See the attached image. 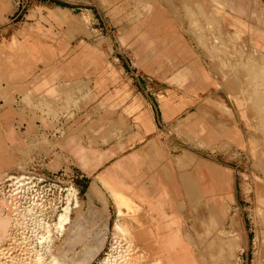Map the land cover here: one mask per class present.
<instances>
[{"label":"rangeland","instance_id":"obj_1","mask_svg":"<svg viewBox=\"0 0 264 264\" xmlns=\"http://www.w3.org/2000/svg\"><path fill=\"white\" fill-rule=\"evenodd\" d=\"M242 2L247 9L244 18L255 25V13H264V0ZM116 4H123L122 12L114 11L115 6L103 4L101 0H0V50L8 51L7 46L13 39L27 37L55 52L50 59L48 51H41L46 60L29 71L23 80L25 88L32 90L49 72H56L53 80L56 92L52 96L41 92H11L9 84H19L18 80L8 75L0 77V139L8 126L27 132L33 124L46 133L51 129L56 131L53 134L64 131V125L67 128L77 120L78 126L84 127L91 106L104 110L115 103L117 106L112 108H119L129 104L131 100L127 98L131 96H156L158 100L160 92L174 91L177 95L174 101H177L183 91L168 82L167 74L175 70V65L197 58L210 72L213 83L206 96L177 113L175 125L168 130L177 139L174 149L177 155L186 150L191 153L193 167L187 163V168L193 172L194 180L193 200L192 196H179L176 205L171 206L172 212L182 217V230L195 237L193 222H205L211 214L201 186L209 178L203 180L197 166L205 175L208 166L214 164L229 168L235 180L236 197L230 203V212L238 214V208L241 209V225L249 238L248 251L242 254L244 260L240 264H252V240L256 232L251 215L253 202L247 198L251 194L255 160L244 147L234 143L222 145L225 139L219 134L224 127L234 129L239 132L243 145L257 135L260 124L257 113L264 112V56L254 50L248 32L238 35L221 13L212 9L203 11L206 0H118ZM146 4L152 5L150 13L144 12ZM151 40L161 49L159 54L147 46ZM181 49L185 50L182 58ZM165 54L171 57H162ZM112 68L116 71L115 78L111 75ZM239 70H244L243 82L232 87L228 82ZM123 82L130 89L129 95L120 89ZM108 96L119 97L112 101ZM236 98L244 102V116L236 106ZM262 120L264 131V117ZM194 122L207 129L201 140L207 141L208 133L215 135V139L207 145L200 143L191 133ZM1 145L0 163L5 150L10 155L9 147L3 149L4 144ZM21 152H24L22 146ZM28 161L15 169L10 165L0 170V207H6L0 211L4 214L0 217L4 222L0 227V264H63L59 251L65 248L69 261L96 232L104 233L107 214L94 212L102 217L91 221L93 212L84 196L82 181L85 179L76 168L47 169L46 159L40 155ZM31 166L36 175L43 174L46 179L38 181L35 175L31 190L20 197L9 195V182L4 183V179ZM184 168L179 166V172ZM68 198L73 207L64 208L63 212L70 211L67 221L61 228L56 226V221L57 230L51 227L47 238L44 226L55 221ZM70 217L67 231L59 233ZM74 223L87 233L81 242L72 246L63 241L68 239ZM141 261L129 229L117 231L111 226L106 230L101 251L90 264H139Z\"/></svg>","mask_w":264,"mask_h":264},{"label":"crops","instance_id":"obj_2","mask_svg":"<svg viewBox=\"0 0 264 264\" xmlns=\"http://www.w3.org/2000/svg\"><path fill=\"white\" fill-rule=\"evenodd\" d=\"M117 1L101 0L103 4L115 6L114 11L122 12L123 4L117 5ZM228 1L206 0L207 7L203 11L212 9L221 13L238 35L248 32L254 50L264 56V13H255L256 24L252 25L244 18L247 9L242 0ZM151 10V4L144 6L145 13ZM147 46L155 54L161 52L154 40L148 41ZM7 47L8 51L0 50V77L8 75L18 80L19 84H9L11 92L55 94L54 71L49 72V76L37 85L34 84L32 90L25 88L23 82L35 65L46 60L41 51H48L51 59L55 56L52 49L42 48L27 37L13 39ZM179 52L181 58L185 56L184 49ZM162 57L171 56L165 54ZM2 66L5 70H2ZM174 68L166 78L183 91L177 101H174L177 96L174 91L160 92L158 100L161 103L156 96H131L127 98L131 102L119 108H112L117 106L115 103L104 110L91 106L84 127L78 126L77 120L67 128L64 125V131L55 134L53 132L56 131L52 129L46 133L33 124L27 132L24 131L25 134L10 126L2 134L0 143L4 144L3 149L9 147L10 155L6 150L3 152L1 171L10 165L15 169L35 155L46 159L45 165L50 170L76 168L85 179L82 182L85 184L86 204L93 212L91 221L107 214L104 233L96 232L92 240L85 242L69 261L65 257L66 249L59 251L63 264H90L101 251L106 230L111 226L117 231L129 229V236L142 256L139 264H240L244 260L242 254L248 251L249 238L247 230L241 225V209L238 208V214L231 215L230 212V203L236 197L235 180L229 168L214 164L208 166L205 175L203 169L197 166L203 180L209 178V182L201 186L211 214L205 222H193L195 237L182 230V217L172 212L171 206L176 205L179 196H192L193 200L194 180L193 172L187 168V163H191V153L186 150L177 155L174 150L178 145L177 139L168 130L175 125L177 113L206 96L208 87L213 83L210 72L197 58ZM244 74V70H239L228 84L232 87L241 84ZM111 75L116 76L113 68ZM120 89H124L126 95L130 94L126 83L123 82ZM108 97L114 101L119 96ZM235 101L240 114L244 116V102L239 98ZM221 105L227 110L226 105ZM197 108L199 110L200 107ZM12 109H8L7 113L11 114ZM257 115L259 129L253 126L258 130L257 135L245 145L239 132L234 129L224 127L219 136L225 139L222 145L234 143L244 147L255 160L251 194L247 198L253 202L251 215L256 232L252 240L251 261L252 264H264V131L262 117L259 113ZM193 126L191 133L199 138L200 143L207 145L215 139V135L208 133V140H201L200 136L207 129L196 122ZM24 136L26 139H23ZM21 146L24 152H21ZM179 166L185 168L179 172ZM70 221L71 217L63 228L64 233ZM3 223L0 220L1 228ZM70 230L68 239L65 238L63 242L72 246L81 242L87 233L77 223Z\"/></svg>","mask_w":264,"mask_h":264},{"label":"built area","instance_id":"obj_3","mask_svg":"<svg viewBox=\"0 0 264 264\" xmlns=\"http://www.w3.org/2000/svg\"><path fill=\"white\" fill-rule=\"evenodd\" d=\"M32 169V166L27 169V171L22 173H16L12 174L10 176H7L4 180V183H7L8 186V192L9 195L14 194L16 197L22 196V193L31 190L32 184L34 183L33 180H36V175ZM38 181H44V178L46 179V176L43 174H38ZM1 189H3V185L1 186Z\"/></svg>","mask_w":264,"mask_h":264},{"label":"bare ground","instance_id":"obj_4","mask_svg":"<svg viewBox=\"0 0 264 264\" xmlns=\"http://www.w3.org/2000/svg\"><path fill=\"white\" fill-rule=\"evenodd\" d=\"M261 98V97H260ZM262 100H263V109H264V98L262 97ZM259 114H260V112H259ZM260 116L263 118L264 117V112H263V114L261 115L260 114ZM74 196V191L73 192H71V197H73ZM69 198H68V201L66 202V205L63 207V209H62V211L61 212H63L64 211V208L65 207H73V205H72V203H70L69 202ZM76 206V205H75ZM6 209V207L5 206H1L0 207V211L2 210V209ZM61 212H59L58 213V216H57V218L55 219V221H53L52 222V224L51 225H49V224H46L44 227H46V232H47V238H49V236H50V232H51V227L53 228V229H55V230H57L56 229V227H55V222H56V226L58 227V228H61L63 225H64V223L67 221V218H68V216H69V213H70V211L69 210H66L65 212H63V214H60ZM2 216H4V214H2L1 212H0V217H2ZM59 231V233L61 232L62 233V231H63V229L60 231V230H58ZM3 242V241H2ZM50 249H48V253H49V255L51 254L50 253Z\"/></svg>","mask_w":264,"mask_h":264}]
</instances>
